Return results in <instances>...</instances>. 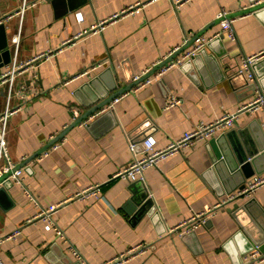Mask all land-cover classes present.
<instances>
[{
  "label": "crops",
  "instance_id": "0c3cea01",
  "mask_svg": "<svg viewBox=\"0 0 264 264\" xmlns=\"http://www.w3.org/2000/svg\"><path fill=\"white\" fill-rule=\"evenodd\" d=\"M25 1L21 17L16 12ZM261 1L189 0L176 8L175 0H0L1 37L12 54L18 33V61L45 54L18 77L20 84L35 80L39 94L26 102L16 96L13 104L21 107L7 123V146L16 165L39 155L42 159L24 166V185L14 183L0 191V236L22 231L0 245L4 264H103L141 243H149L150 249L127 264H241L256 243L264 241V185L250 197L240 196L218 208L192 232L170 231L205 205L235 193L254 175L264 174V149L244 182L234 180L227 188L216 179V168L214 175L208 173L213 154L221 151L220 140L232 152L228 133L235 132L234 141L244 150L239 130L259 147L262 111L242 113L232 128L149 167L144 179L113 177L133 157L130 135L136 140L145 130L146 137L156 138L158 148L166 147L264 90V54L249 67L244 62L264 51V8L242 13ZM138 2L145 3L140 10L107 23L101 31L85 33ZM222 9L239 15L233 24L235 39L224 34L192 64L173 67L160 80L132 88L88 115L98 97L102 100L131 84L134 75L184 46L186 36L217 33ZM98 63L89 74L76 77ZM4 91L0 88V114L6 105ZM172 96L181 103L166 108ZM96 184L101 185L99 196L74 197L55 212L63 235L47 230L46 222L36 217L42 208ZM147 194L152 205L140 208Z\"/></svg>",
  "mask_w": 264,
  "mask_h": 264
},
{
  "label": "built area",
  "instance_id": "2783aa9c",
  "mask_svg": "<svg viewBox=\"0 0 264 264\" xmlns=\"http://www.w3.org/2000/svg\"><path fill=\"white\" fill-rule=\"evenodd\" d=\"M152 1V0H150ZM189 0H175V7L178 8L183 3ZM145 5V3L138 2L134 5H130L126 8H123L121 11L114 13L108 19H104L98 21L94 25L91 26L85 33H96L101 31L104 26L111 22L115 21L119 17L123 15H127L130 13H134L140 10V7ZM27 7L26 1L23 3L22 7L16 12L21 17H23L25 9ZM79 18L82 16L78 15ZM239 15H231L227 10L222 9L218 13V19H221L220 30L215 33L211 37L199 36L195 39V42L192 46L185 49L181 54L177 55L176 57L168 59L182 47V45L174 47L170 50L166 55L162 57L157 63L153 64L152 67L146 69L140 75H134L133 80H138L141 76L147 74L153 67L157 66L158 64L167 61L164 63L160 68H158L151 76L147 77L145 80L140 82L134 87V90H138L141 87L151 83L153 80H160L161 77L168 72L171 68L182 66L186 61L190 60L199 49L204 47L207 43L213 40L216 37L221 35L227 34L230 38L235 39L236 33L234 31V21L237 19ZM10 16H7L5 19H8ZM4 20H0V24L3 23ZM81 34H84L81 33ZM80 34V35H81ZM78 35V36H80ZM19 33L14 37V47L15 53L13 61L6 66L3 72L0 75V88H5V109L0 114V187L3 186V183L6 180H11L13 183L22 184L23 182V169L24 166L18 167L16 163L12 160L9 149L7 146L6 141V132H7V123L9 117L16 113L21 105H14L13 101L16 96H18L22 101L26 102L33 96H37L39 94V90L35 86V80L29 79L26 80L24 83H18V77L26 70L30 68V66L34 65L36 62L39 61L40 58L45 57V54H41L31 58L28 61H18L17 60V48L19 45ZM191 38L186 36L184 39V44H187ZM50 54V53H49ZM49 54L46 56H49ZM264 54L262 51L259 55H255L254 57H246L245 58V65L249 67L251 62L258 57H261ZM100 63L93 65L89 70L82 71L76 77L83 76L85 74H89L92 70L98 67ZM252 78V75H251ZM126 93V92H125ZM119 97L114 98V101H117ZM181 103V99L178 97H170L166 101L165 107H172L177 106ZM248 111H262L264 114V90L257 91L255 96L249 100L248 102L242 104L240 107L237 108L236 111L227 112L221 115L220 117L216 118L211 122H201L198 124L194 129L191 131L185 132L181 137L177 139H173L166 147L158 148L156 146V138L153 136L146 137L141 142V149H138V143L132 141L129 137V147L133 153V157L129 163L124 165L123 167L119 168L113 175L114 178H123L129 181H138L140 179H144V172L152 166L157 165L160 161L166 159L170 155L182 150L183 148L193 147L199 142L208 140L219 133L225 132L227 129L232 128L236 121L239 119L240 115L244 112ZM47 155V151L45 152ZM41 160V155L36 157V160ZM10 173L5 179L1 180V177ZM264 185V174L254 175L242 188H240L235 193H232L225 199L219 200L214 205H205L201 211L194 212L190 217L181 221L176 227L170 229V231H177L180 234H185L196 230L197 228L205 225L208 222V219L214 212L223 206H225L229 201L236 199L240 196L250 197L253 192L260 186ZM101 192V185L96 184L92 185L82 191H79L73 197L70 196L63 201L50 205L48 207L42 208L39 213L37 214V218L43 219L46 224L45 227L47 230H55L58 234L63 235L62 229L56 224L54 214L55 212L63 207L68 201L71 199L78 198L84 200L91 196H99ZM21 229H16L14 232L6 235L0 236V245L10 239H17L21 235ZM151 245L149 243H141L138 245H134L129 247L126 251L120 253L113 259L106 261L103 264H127L132 259L141 256L148 252ZM74 254L79 260H83L82 255L74 249ZM264 261V250L260 248L259 245H256L255 248L247 255L241 264H254L256 262ZM0 264H4L2 260V256L0 254Z\"/></svg>",
  "mask_w": 264,
  "mask_h": 264
},
{
  "label": "water",
  "instance_id": "95a60500",
  "mask_svg": "<svg viewBox=\"0 0 264 264\" xmlns=\"http://www.w3.org/2000/svg\"><path fill=\"white\" fill-rule=\"evenodd\" d=\"M256 4L251 6V7H249L248 9H245L244 11H242V13L253 12V11H257L259 9L264 8V0L259 2V3H256ZM217 20L219 22L221 21V19H217ZM3 30H4V24L1 23L0 24V75L3 72L2 69L4 67H6L8 64H10L13 61V58H14V52L12 54L11 47L8 45V43L6 41V38L5 37H1V33L3 32ZM199 36L200 35H195V37L193 39H191L187 44H185L184 46L180 47V49L177 50L168 59V61L170 59L176 57L177 55L181 54L185 49H187L190 46H192L193 43L195 42V39L197 37H199ZM222 36L224 37V35H221V36L216 37L213 40H211L204 47L199 49L198 52L193 57H191L190 60L186 61L182 66L192 64L193 63L192 61L195 60L201 53H204L206 51L207 47L213 41H216V40H219V39H223ZM218 56H219V54H217L215 56V58H217ZM166 62L167 61L162 62V63L158 64L157 66L153 67L147 74L141 76L138 80H133L132 83L129 84L128 86H126L124 88L117 89L116 91H114L113 93H111L107 97L102 96V100L100 99V97H98L99 98L98 101L96 103L92 104L91 109L88 111V115H91L92 113H94L98 109L106 106L115 97H118L122 93L134 88L137 84H139L140 82L145 80L147 77L151 76L158 68H160ZM254 63H256V60H253L250 65H252ZM115 88H117V87H115ZM79 121H80V119H77V121L75 123H78ZM251 127L253 128V125H251ZM145 132L148 134V131L144 130L142 132L144 135L142 137H140L139 139H136V140L134 138H132V136L130 135V138L132 139V141H135V142L138 143V149H141V142L146 138V133ZM234 133L235 132L233 131L232 133L230 132V133L227 134V136H228V138H229V140L231 142L232 152L231 151L229 152V150H227V147H225L227 144L223 145L224 143L220 140V145H221L220 149H221V151L216 150V152L214 153L215 155L213 154L212 163L214 164V166H213V168L209 169V171H208L209 174L214 175V171H215L214 168H216L217 169L216 171L218 173V176H215L216 179L218 178L217 179L218 182H219V179H221L223 184L227 188L230 187L229 183L234 181V180H236V182L238 180H242L241 182H244L246 180V176H248L249 171L251 169V166L256 161L257 154H259L260 150L264 149V136L263 135L260 134L261 136H260V138H258V146L259 147L257 148L253 144H250V143L247 142V138H245V135H244L245 131L239 130L238 133L242 137V139L244 140V143L246 144V148L244 150L243 148H240L239 142H235L234 141V139L235 140L237 139V136ZM232 135H234V136H232ZM61 137H62V135H60V138ZM56 140L57 139H54V142H56ZM218 142H219V140H218ZM230 142H229V145H230ZM34 159H36V157H33L31 159L26 160L24 162V164H21L18 167L27 166L28 165L27 163L30 162L31 160H34ZM220 159H221V161H219ZM9 174L10 173L2 176L1 180L5 179ZM242 177H243V179H242ZM12 184H14V183L11 180H6L3 183V186L0 187V191L4 190L5 187H8L9 185H12ZM142 202L139 203L140 208H146L147 205H149L151 207V205H152V199L148 197V194H147V196L144 198V200ZM239 207L240 206L238 205L235 208V210H237ZM256 244L259 245L262 250H264V241H261L259 243L257 242Z\"/></svg>",
  "mask_w": 264,
  "mask_h": 264
},
{
  "label": "clouds",
  "instance_id": "9594fccd",
  "mask_svg": "<svg viewBox=\"0 0 264 264\" xmlns=\"http://www.w3.org/2000/svg\"><path fill=\"white\" fill-rule=\"evenodd\" d=\"M261 15V18L264 19V14H260Z\"/></svg>",
  "mask_w": 264,
  "mask_h": 264
}]
</instances>
